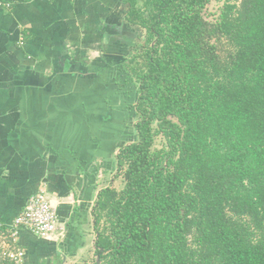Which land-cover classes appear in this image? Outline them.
Instances as JSON below:
<instances>
[{
	"label": "trees",
	"instance_id": "1",
	"mask_svg": "<svg viewBox=\"0 0 264 264\" xmlns=\"http://www.w3.org/2000/svg\"><path fill=\"white\" fill-rule=\"evenodd\" d=\"M211 1L125 0L137 139L93 207L94 264H264V0Z\"/></svg>",
	"mask_w": 264,
	"mask_h": 264
},
{
	"label": "crops",
	"instance_id": "2",
	"mask_svg": "<svg viewBox=\"0 0 264 264\" xmlns=\"http://www.w3.org/2000/svg\"><path fill=\"white\" fill-rule=\"evenodd\" d=\"M1 1L9 6H0V224L10 227L45 189L59 229L49 238L21 229L6 238L10 248L25 251L23 264H91L93 207L124 145L113 140L118 114L107 94L128 53L121 41L133 29L129 5ZM0 264H14L1 249Z\"/></svg>",
	"mask_w": 264,
	"mask_h": 264
},
{
	"label": "rangeland",
	"instance_id": "3",
	"mask_svg": "<svg viewBox=\"0 0 264 264\" xmlns=\"http://www.w3.org/2000/svg\"><path fill=\"white\" fill-rule=\"evenodd\" d=\"M223 3L224 0H212L207 6V10H205V14H209V17L211 18L218 15ZM132 28L133 29H130L128 32L122 34V41L120 39L124 52L128 50V53H126L124 57H126L129 52H131V50L139 49V44L144 38V32L140 28L133 26ZM123 59H121L119 62L118 70L116 74H114V88L112 90L109 89L108 94L106 93L107 97H110V93H114L111 94V96L114 97L111 106L113 108L116 106L112 110H115V112L118 114V129L115 127V123L113 125V129H117L118 133H115L113 140L116 141V143H120L119 145L130 141L132 142L137 139L134 129L136 117L133 109L137 99V93L134 91V86L129 75H127L126 72H123L122 70V64L120 63L123 61ZM106 77L109 78V75H106ZM87 92H89V90H87ZM115 94L117 96H114ZM96 96L99 97L97 94L94 97ZM159 140L160 139H158V143L160 144ZM114 186L119 189L122 188L123 183L121 179L116 180ZM95 258L96 257L94 255L93 260L90 262L91 264H94Z\"/></svg>",
	"mask_w": 264,
	"mask_h": 264
},
{
	"label": "built area",
	"instance_id": "4",
	"mask_svg": "<svg viewBox=\"0 0 264 264\" xmlns=\"http://www.w3.org/2000/svg\"><path fill=\"white\" fill-rule=\"evenodd\" d=\"M9 4L0 0V6ZM21 229H28L41 238H49L59 229L58 215L45 189H40L30 196L24 209L14 218L7 229L0 224V249L5 259L14 264H23L25 251L21 248L11 249L6 238L15 241Z\"/></svg>",
	"mask_w": 264,
	"mask_h": 264
},
{
	"label": "water",
	"instance_id": "5",
	"mask_svg": "<svg viewBox=\"0 0 264 264\" xmlns=\"http://www.w3.org/2000/svg\"><path fill=\"white\" fill-rule=\"evenodd\" d=\"M101 263V259L100 256L98 255L97 260H96V264H100Z\"/></svg>",
	"mask_w": 264,
	"mask_h": 264
}]
</instances>
